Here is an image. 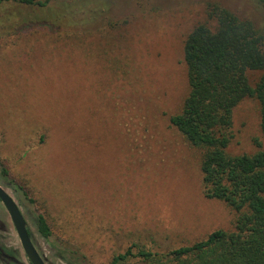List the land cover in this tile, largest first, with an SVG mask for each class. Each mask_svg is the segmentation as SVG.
<instances>
[{
	"label": "rangeland",
	"instance_id": "rangeland-1",
	"mask_svg": "<svg viewBox=\"0 0 264 264\" xmlns=\"http://www.w3.org/2000/svg\"><path fill=\"white\" fill-rule=\"evenodd\" d=\"M213 4L264 32L256 0L0 2V186L46 264H107L132 245L164 253L233 231L235 213L203 196V150L168 121L189 92L185 40L212 25ZM260 75L247 72L251 86ZM231 135L230 155L264 150L256 99L233 110ZM0 250V264H29L1 202Z\"/></svg>",
	"mask_w": 264,
	"mask_h": 264
},
{
	"label": "trees",
	"instance_id": "trees-1",
	"mask_svg": "<svg viewBox=\"0 0 264 264\" xmlns=\"http://www.w3.org/2000/svg\"><path fill=\"white\" fill-rule=\"evenodd\" d=\"M11 1L45 8L62 0ZM256 3L264 9V0ZM207 18L212 25H197L185 40L189 92L180 112L168 121L188 144L203 150V196L223 202L235 213L234 229L213 231L203 240L164 253L132 245L107 264H264V150L227 153L233 110L244 99L257 100L264 137V32L216 4L208 7ZM249 71L261 73L255 86L248 80ZM0 173L8 174L4 168ZM34 226L40 237L52 235L43 215L34 218ZM28 234L32 238L29 229ZM81 260L77 264H87ZM0 261L7 262L2 250Z\"/></svg>",
	"mask_w": 264,
	"mask_h": 264
},
{
	"label": "water",
	"instance_id": "water-1",
	"mask_svg": "<svg viewBox=\"0 0 264 264\" xmlns=\"http://www.w3.org/2000/svg\"><path fill=\"white\" fill-rule=\"evenodd\" d=\"M0 202L5 208L29 264H46L36 251L27 231L25 219L12 197L0 186Z\"/></svg>",
	"mask_w": 264,
	"mask_h": 264
},
{
	"label": "flooded vegetation",
	"instance_id": "flooded-vegetation-1",
	"mask_svg": "<svg viewBox=\"0 0 264 264\" xmlns=\"http://www.w3.org/2000/svg\"><path fill=\"white\" fill-rule=\"evenodd\" d=\"M27 231H28V228H27ZM29 235V234H28ZM30 237V236H29ZM31 241H32V238H30ZM33 243V242H32ZM34 245V244H33ZM21 246V245H20ZM35 247V246H34ZM22 249V248H21ZM36 249V248H35ZM37 251V250H36ZM38 252V251H37ZM40 255V254H39ZM25 256V255H24ZM41 256V255H40ZM42 257V256H41ZM43 258V257H42Z\"/></svg>",
	"mask_w": 264,
	"mask_h": 264
}]
</instances>
